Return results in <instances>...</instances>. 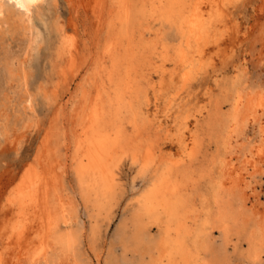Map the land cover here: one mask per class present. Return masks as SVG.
Masks as SVG:
<instances>
[{"label":"bare ground","instance_id":"obj_1","mask_svg":"<svg viewBox=\"0 0 264 264\" xmlns=\"http://www.w3.org/2000/svg\"><path fill=\"white\" fill-rule=\"evenodd\" d=\"M55 1L37 0L26 12L14 0H0V37L6 38L9 25L16 22L27 41L21 54L33 51L49 28L48 5ZM237 1L96 0L92 37L98 48L102 34L107 32L105 43L94 59L93 42L87 41L82 47L77 42L81 49L75 48L69 67L74 79L94 64L88 76L90 88L80 90L81 97L68 111L65 93L71 82H66L64 93L52 95L56 98L48 117L49 126L38 142L33 165L22 176L14 200L2 213H11L18 222L11 225V220L2 216L10 220L11 228L7 225L9 228L5 226L0 232V264H50L52 259L53 264H82L77 252L80 237L72 229L74 221H79V201L67 183V152L71 146L77 191L94 205L93 211L98 210L95 206H101L105 195L116 190L118 162L123 155L138 164L142 172L152 173L150 183L137 200L133 230L128 234L125 225L119 230L140 252L142 261L131 264H230L226 248L216 250L213 246L212 230L216 228L218 232L222 230L225 238L242 233L249 244L243 256L252 261L262 259L264 205L260 204L262 185L258 174L264 167V126L259 124L264 114V90L244 84L236 76V82L223 89L228 96V109L225 101L211 99L210 107L195 114L194 121L183 116L193 91L189 83L191 72L209 48L220 44V36L235 21L230 9L237 6ZM262 3L264 6V0ZM166 24L176 28L177 42L172 43L162 31ZM238 27L230 30L235 41L241 39ZM59 50V55L65 52L61 42ZM20 61V71L14 69L12 60H6L4 69L12 78L21 74L23 88L26 60ZM67 71L60 68L64 79L70 76ZM154 73L160 76L162 85L165 78L169 84H165L168 87L164 91L157 84L160 93L153 110L146 91L156 88ZM46 94L44 98H48ZM21 96L23 108L16 114L19 120L22 113L27 115V108L34 111L36 100L27 89ZM176 125L178 133L173 134L171 141L181 151L178 158L160 140L163 127L171 135ZM249 126H258L256 133H250ZM234 159L239 162L238 167ZM153 225L159 231L157 237L149 233Z\"/></svg>","mask_w":264,"mask_h":264},{"label":"rangeland","instance_id":"obj_2","mask_svg":"<svg viewBox=\"0 0 264 264\" xmlns=\"http://www.w3.org/2000/svg\"><path fill=\"white\" fill-rule=\"evenodd\" d=\"M95 3L96 0H56L54 3H50L48 5V16L46 18L48 19L47 26L49 28L44 32L45 34L42 42H38L39 44H36L35 49L28 52V54H21L27 46V41H25L24 36L21 33V29H19V26L16 24V22H12V25H9L8 31L10 32L7 31L6 38L0 37V110L4 109L3 111L1 110L3 113L0 111V232L5 228V226L7 227V225L10 224L8 221L11 220V225H14L12 223L16 224L18 222L16 220L18 218L16 216H11V213L8 215H4L2 213L3 210H7L11 205L12 201L14 200V194L16 190L18 189L19 185L22 184L21 180L24 177L23 175H25L26 172L28 173V170H30L28 168L31 166V164L33 165V156H35L38 142L42 140L41 138L44 137L42 135L45 134L49 126L48 119L50 118V114L54 105L53 102L56 98V96L52 95L64 93L63 91L66 89V82H71V88L69 92L67 91L65 93L66 110L68 111L73 105V102L75 100L77 102V99L81 97L80 90L90 88L88 76L92 69L90 67L94 64L87 67L82 72V74L78 75L79 77L75 76L74 79L71 76L73 73L69 74L71 71V68L69 70V67L73 51L78 49L80 45L82 47L85 42L92 41L93 58L95 59L99 56L100 48L105 43L104 41L106 39L105 36H107V32L102 34L98 48L93 41L92 31L95 30L96 27ZM235 5L237 6H232L230 9L233 10L232 12L235 18V21L232 22L238 23L235 25H239L238 28L241 31L240 34L238 32L237 35H239L241 39L239 37L240 40L236 39L235 41L234 38H231L232 34L230 30L235 31L237 26L230 22L229 25L231 27H227L232 29L228 30L226 27L225 30V28H222V32L223 29L225 31L220 36V44L209 48L205 58H203V60L200 61L197 66H194L191 72L189 83L190 85L192 84L191 86L193 91L192 94L188 96L189 101L186 107L188 111L183 114V116L188 115L187 117L191 122L194 121L195 114L203 113V111L206 110V106L210 107L209 102L211 99L222 102L225 101L223 102L225 109H228V101H226L228 96L225 94L226 92L223 91V89L226 87H231V85L236 82V76H240L238 78L239 80H243L244 84L264 90V6L262 0H238ZM175 29V27H171L168 24H166L162 29L164 34L167 36V39L170 41L173 40L172 43L177 42V31ZM219 31H221V29ZM71 38L74 41L71 40ZM60 42L65 50L62 55H59ZM77 42L79 46H77ZM79 49L81 48L79 47ZM8 55H11L10 59ZM23 59L26 60V64L24 65L26 84L22 88L21 81L24 78H22L21 74L19 73L20 75L18 77L12 78L9 73L5 72L4 65L6 60H12L14 62V69H19L18 71H20V60ZM62 67L67 68L68 73L66 74L70 75L66 79H64L63 73L59 72L60 68ZM152 78L154 80L153 84L155 83L154 86H156V88L154 89L153 87H150L146 93H148L147 99L150 98L149 106L154 110L156 107L155 99L157 93H160L157 87H159L161 84L163 88H166L168 87L166 85L169 83L167 78H165L164 81L166 85L163 83V86L160 76L156 73L152 75ZM55 83L57 87L54 85ZM30 85L31 88H29ZM35 86H37L36 89ZM45 87H47V92ZM162 87L161 91H164L165 88L163 89ZM26 89L29 92H32L33 96H35L36 100L33 105L34 111L27 108V115L22 113V117L19 120L16 119V114L19 113L20 109L22 111L23 106L20 104V100L22 97L21 95L25 93ZM155 90H157L156 93L154 92ZM43 94H46L48 98H44L45 96ZM39 96L41 98H39ZM180 96H182V94ZM49 98L50 100H48ZM39 99L41 101H39ZM160 108L161 106H159V109ZM260 121L261 123L259 124L264 126V114L261 116ZM177 127L178 125L172 128L173 130L171 131V135H167L168 133H166L165 127H163L160 131V140L163 142V146H167H165V149L171 152L170 154H172L174 158H178L180 156L178 154L181 153V151L178 150L176 143L171 141L175 137L173 134L176 135L178 133ZM257 129L258 126H255L254 129H252L251 126L248 128L250 133H256ZM72 151L73 148L71 146L68 150L69 153L67 152L69 167V169L67 167L69 170L67 183L71 185V189L75 191L76 197L79 201V221L78 223L74 221L75 226L73 225L72 229H74V231L80 237V242L77 245V252L80 258H82V264H131L134 263V260H138V262L140 260L142 261L141 255L139 254L140 252L137 249H133V245L130 244V240H127L124 237L126 235H120L119 230L124 225L126 226L128 234L133 230L132 216H134L138 210L139 205L137 200L141 196L143 190L147 187L148 183H150L149 181L152 173L149 171L142 172L138 164L134 163L133 160L128 156L123 155L119 158L120 162H118L119 182L116 186V190L108 197L105 195L101 201V206H95V208L98 210L95 209V211H93L94 205L86 202L80 191H77L78 182L74 173V165L71 161ZM235 162L236 166L238 167L239 162L234 159V163ZM258 179L259 184L262 185L260 197V204L262 206L264 205V167L258 174ZM135 188H137L139 191H137ZM133 198L134 200H132ZM2 216H7L10 220L7 221V217ZM11 217H14L15 219ZM91 217L92 219H90ZM4 218V221L7 222H5L6 224H4ZM75 220L77 221V218H75ZM1 224H3V228H1ZM11 225H9L10 228ZM95 226H98L99 228H95ZM215 230H212L213 236L211 240L213 246L216 250H219L220 248H226L227 256L230 257V264H264V253H262L263 257L260 261H252L250 258L244 257L246 256V252H248L249 244L248 242H245L247 239H244L242 233L239 234L236 232L229 236V238H225L222 230L219 229V232L221 231L220 234L217 228ZM95 231L97 233L100 231L98 233L99 236ZM149 233L152 237H157L159 231L157 227L153 225ZM219 235L222 238L219 237ZM93 236L94 238H92ZM119 236L121 237L119 238ZM122 236L124 237V240ZM228 240H231L230 243L232 242L234 244H230ZM97 261H99V263ZM53 262L54 259L51 260L50 264H53ZM27 264H29V262H27Z\"/></svg>","mask_w":264,"mask_h":264},{"label":"snow or ice","instance_id":"obj_3","mask_svg":"<svg viewBox=\"0 0 264 264\" xmlns=\"http://www.w3.org/2000/svg\"><path fill=\"white\" fill-rule=\"evenodd\" d=\"M14 3L16 6L20 9H23L24 11H28L32 6H34L37 3V0H14Z\"/></svg>","mask_w":264,"mask_h":264}]
</instances>
